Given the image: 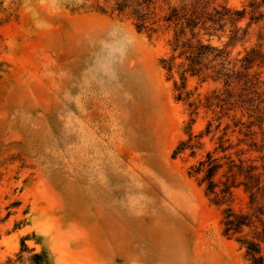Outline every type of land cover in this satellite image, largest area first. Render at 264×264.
I'll return each mask as SVG.
<instances>
[{
    "label": "rangeland",
    "instance_id": "obj_1",
    "mask_svg": "<svg viewBox=\"0 0 264 264\" xmlns=\"http://www.w3.org/2000/svg\"><path fill=\"white\" fill-rule=\"evenodd\" d=\"M140 1L119 13L121 0H0V264L43 249L49 264H249L188 175L193 159L172 155L189 116L160 61L167 5L144 10L149 33L134 24ZM255 44L264 21L232 53Z\"/></svg>",
    "mask_w": 264,
    "mask_h": 264
},
{
    "label": "trees",
    "instance_id": "obj_2",
    "mask_svg": "<svg viewBox=\"0 0 264 264\" xmlns=\"http://www.w3.org/2000/svg\"><path fill=\"white\" fill-rule=\"evenodd\" d=\"M125 1L116 8L119 13ZM162 2L167 11L160 21L172 34L170 53L160 61L172 79L174 99L183 103L189 116L186 137L172 155L188 152L193 160L187 173L220 208L223 234L238 242L249 264H264V79L256 70L264 65V51L255 44L232 53L237 43L243 45L252 23H263L264 0H247L240 8L212 0ZM152 3L136 2L132 15L138 31L156 32L157 20L148 22L152 18L144 12ZM246 17V25L241 27L239 23ZM224 35L225 42H212L214 37L221 41ZM174 73L178 79L173 78ZM190 79L195 80L192 87ZM200 114L205 122L194 132ZM235 198L240 201L237 208ZM21 242L26 248L23 239ZM22 251L16 260L23 259ZM16 260L7 258L3 264ZM27 261L49 264L50 256L43 249L30 254Z\"/></svg>",
    "mask_w": 264,
    "mask_h": 264
}]
</instances>
